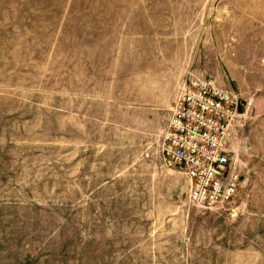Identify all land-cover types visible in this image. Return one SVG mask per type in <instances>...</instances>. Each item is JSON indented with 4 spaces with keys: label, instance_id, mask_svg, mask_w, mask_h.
I'll return each instance as SVG.
<instances>
[{
    "label": "rangeland",
    "instance_id": "1",
    "mask_svg": "<svg viewBox=\"0 0 264 264\" xmlns=\"http://www.w3.org/2000/svg\"><path fill=\"white\" fill-rule=\"evenodd\" d=\"M190 74L242 103L211 208L161 157ZM0 264H264V0H0Z\"/></svg>",
    "mask_w": 264,
    "mask_h": 264
},
{
    "label": "built area",
    "instance_id": "2",
    "mask_svg": "<svg viewBox=\"0 0 264 264\" xmlns=\"http://www.w3.org/2000/svg\"><path fill=\"white\" fill-rule=\"evenodd\" d=\"M239 96L211 79L188 75L163 133L164 167L188 182V201L201 208L225 205L237 195L238 169L231 131L240 117Z\"/></svg>",
    "mask_w": 264,
    "mask_h": 264
}]
</instances>
